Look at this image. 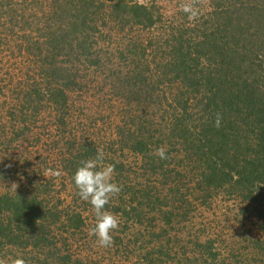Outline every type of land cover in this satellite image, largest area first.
<instances>
[{
	"label": "trees",
	"instance_id": "16d2710c",
	"mask_svg": "<svg viewBox=\"0 0 264 264\" xmlns=\"http://www.w3.org/2000/svg\"><path fill=\"white\" fill-rule=\"evenodd\" d=\"M202 1L201 17L193 23L182 11L179 17H167L157 0H0V49L6 46L19 64L4 74L0 70V87L13 93L9 116L23 126L33 122L34 114L52 110L63 132L72 109L70 92L91 86V76L107 62L131 67L129 78L113 66L106 74L115 73V87L135 101L131 114L124 110L135 128L128 121L124 135L141 154L143 171L160 173L162 183L161 189L146 184L132 208L145 199L151 211L170 207L159 208L168 225L181 216L175 210L188 212L193 205L187 188L181 189L184 180L194 182L195 199L223 190L252 202L256 215L264 214V0ZM112 33L121 35L115 48L97 47ZM155 80L158 88L151 84ZM165 86L176 88V94ZM217 113L222 116L219 127L214 126ZM93 142L88 144L94 147H78L70 141L59 161L68 176L90 157L89 151L96 152ZM161 146L166 160L153 154ZM30 185L0 192V245L31 247L39 254L48 248L44 264H73L70 253L55 247L52 225L66 212L50 198V181ZM67 213L63 225L76 229L83 224L79 213ZM211 242L196 240L202 249L184 262L240 261L242 252L228 260ZM249 242L256 250L254 262L264 264V239ZM155 251L168 256V248Z\"/></svg>",
	"mask_w": 264,
	"mask_h": 264
},
{
	"label": "rangeland",
	"instance_id": "374dc122",
	"mask_svg": "<svg viewBox=\"0 0 264 264\" xmlns=\"http://www.w3.org/2000/svg\"><path fill=\"white\" fill-rule=\"evenodd\" d=\"M157 2L161 11L173 19L181 15L179 5L186 0ZM202 4L205 3L202 1L200 8ZM23 32L27 31L23 29L21 33ZM120 36L112 33L111 38H103L104 42L100 40L97 47L113 49ZM9 43L11 46L14 45V41ZM0 50L1 74L7 70L18 69V61L14 57H9L7 47L2 46ZM115 54L117 51L113 56ZM200 61H205L204 57ZM112 66L118 68L121 77H131L130 66L116 65L115 62L113 65L109 62L103 65L98 73L91 76L93 81H88L91 86L69 93L72 109L68 115V127L61 133L60 128L58 129L54 123L52 110L34 114L33 122L25 126L16 118L12 119L9 116L11 111L9 102L14 95L9 87H0V192L20 191L22 187L30 185L31 181L38 183L50 181V198L66 212L52 225L55 247L63 254L70 253L74 259L73 264H82V261L85 264H186L185 257L190 258L191 254L202 249L195 241L201 243L208 239H212L211 245L219 252L220 257L232 260V254L242 252L240 261L235 264H259L251 257V253H255L256 250L249 241L264 239V214L256 215L250 210L249 203L252 202H245L232 192L226 193L221 190L198 200L195 199L197 193L192 188L194 182L182 181L181 189L187 188L185 190L189 192L188 199L193 205L188 212L175 210L181 212V216L169 225L164 221L159 208L167 211L170 207L161 205L151 211L146 199L142 197L141 200H145L141 205L132 208L137 206V197L146 184H156L161 189V174L143 171L144 162L141 154L131 149L129 146L131 140L124 135L125 126L130 118L128 115L125 116L124 110L131 114L135 101L120 94L122 91L120 87H115L118 83L115 73L106 74ZM199 67L202 71V66ZM4 82L9 84L7 81ZM151 84L157 88L160 86L156 80ZM166 90L170 95L176 94V88L173 86L172 89ZM147 109L151 110L150 107ZM146 114L144 111L143 118ZM16 115L19 116L18 113ZM24 127L25 130L22 129ZM128 127L135 128L134 122L129 121ZM17 130H23L18 137L13 133ZM73 132L80 136V140L72 138ZM72 140L78 147L82 145L92 147L93 144L88 143L94 140L96 152L89 151L91 154L89 158L95 157L97 149H102L106 154V163L115 165L114 180L122 187V191L106 205V209L118 216L120 227L112 233L114 244L109 248L100 247L96 238L89 235L90 229L96 223L94 210L88 202L79 198L73 177L68 176L59 165L61 157L70 150ZM183 156L182 152L178 154V158L182 159ZM56 170L62 172L59 178L52 175ZM69 210L79 213L83 220V224L76 229L63 225L69 216L67 212H71ZM168 236L171 241L166 242ZM159 247L162 251L168 248V256L158 254L155 250ZM46 250L48 248L44 253ZM259 252L262 253L261 249ZM42 254L31 247L22 250L16 246L0 245V258L6 260L8 264L17 257L24 258L27 264H44ZM150 256L155 258L154 263L147 261L150 260ZM199 263L200 261L197 262Z\"/></svg>",
	"mask_w": 264,
	"mask_h": 264
},
{
	"label": "clouds",
	"instance_id": "9594fccd",
	"mask_svg": "<svg viewBox=\"0 0 264 264\" xmlns=\"http://www.w3.org/2000/svg\"><path fill=\"white\" fill-rule=\"evenodd\" d=\"M201 2L202 0H186L179 5L190 22L195 23L200 19ZM221 119V114L217 113L214 126L219 127ZM153 154L161 160L168 159L167 150L163 146L158 147ZM106 159L105 152L97 149L95 157L80 162L73 176L74 185L78 190L77 195L82 201L88 202L94 210L96 223L90 229L89 235L94 236L98 245L103 248H109L114 244L112 233L120 227L118 216L108 211L106 205L122 191V187L114 180L115 165L106 163ZM52 175L59 178L62 172L56 170ZM0 264H8V262L0 259ZM11 264H27V261L17 257Z\"/></svg>",
	"mask_w": 264,
	"mask_h": 264
}]
</instances>
